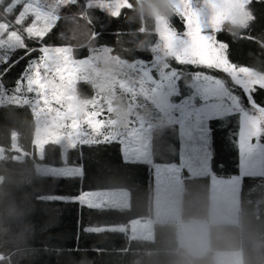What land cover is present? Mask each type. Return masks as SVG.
<instances>
[{"label":"trees","instance_id":"trees-1","mask_svg":"<svg viewBox=\"0 0 264 264\" xmlns=\"http://www.w3.org/2000/svg\"><path fill=\"white\" fill-rule=\"evenodd\" d=\"M112 1H59L57 19L44 31L43 42L24 37L31 55L21 48L9 53L7 63L0 61V85L14 86L44 46L68 45L78 58L106 47L122 59L151 61L152 46L158 40L153 8L172 30L185 28L183 14L169 0H128L118 11ZM246 10L254 14V21L225 20L214 33L227 42L233 64L264 72V2H253ZM20 57L23 59L17 62ZM169 60L178 73L180 93L175 96L186 95L194 75L205 72L222 79L239 95L243 106H249L248 97L230 75L178 64L174 57ZM78 93L90 96V82L79 81ZM251 99L264 106V90L258 89ZM239 128L237 109L207 119L208 162L213 173L240 175ZM35 130V114L29 103H0V264H216V251L238 249L242 264H264V124L260 134L262 171L240 175L237 220L209 224L208 247L199 252L179 243L178 226L170 220L155 221L150 237L129 235L130 220L151 214V167L144 160L125 159L119 140L83 142L65 149L58 141L47 140L38 154ZM13 133L16 147H12ZM179 156L178 125L155 127L152 161L178 162ZM37 164L79 166L81 170L71 176L44 173ZM184 173L180 216L182 220L207 219L209 174ZM117 187L128 190V205H95L79 198L85 190Z\"/></svg>","mask_w":264,"mask_h":264},{"label":"rangeland","instance_id":"rangeland-1","mask_svg":"<svg viewBox=\"0 0 264 264\" xmlns=\"http://www.w3.org/2000/svg\"><path fill=\"white\" fill-rule=\"evenodd\" d=\"M59 1L61 0H0V34H3V39L7 40L14 33L23 38L29 36L30 33L25 29L32 27L33 24L44 33L57 19L55 7ZM169 1L183 14L184 21L186 13L198 14L204 34L215 37L211 24L215 10L210 0H202L200 3L194 0ZM112 3L113 9L118 11L129 1L113 0ZM221 7L225 9V14L215 26L217 29L225 20L242 23L248 15V11L239 4ZM22 12L24 15L20 16ZM153 14L158 40L152 46L151 61L122 59L111 54L106 47H98L89 55L78 58L73 55L72 47L68 45L44 46L42 47L44 52L58 55L68 66L75 69L72 76L67 80H61L50 68L46 71L42 66L44 61L40 52L37 57L30 60L29 68L24 70L14 86L0 85V103L13 101L27 102L31 105L36 120L34 138L38 154H41L42 146L47 140H56L65 149L83 142L117 139L130 159H151L152 130L160 124L176 123L180 139V164L178 162L154 164L153 172L150 170L152 182L150 204L157 207V212L149 219L133 220L128 233L131 237H150L156 220L167 221L177 218L180 222L177 223L180 224L178 235H182L179 243L191 252H199L207 247V241L205 244L202 240L206 237L208 239L209 225L205 230L196 229L194 222L203 224V219L182 220L180 215L176 216L174 199L178 192L179 170L182 166L191 168L192 161L208 162L210 153L207 144V119L237 109L240 113L239 145L242 150V165L246 172L247 170L261 172L263 148L260 134L264 124V107L251 103L250 97L249 106H243L239 95L222 79L205 72L194 75L190 82L191 89L186 95L175 96L180 93L177 85L178 73L170 64L169 59L174 56L166 47L168 41L165 36L171 33L178 39L187 40V29L176 32L155 8ZM18 17L24 20L23 24H16ZM9 53L5 47L0 52V61L5 60ZM34 65H41V79L48 85L47 88L41 89L27 82ZM235 66L237 69L247 68L248 71L242 73L241 77H246L245 84L248 89L254 84L264 86L263 71L244 65ZM79 81L90 82L92 85L90 96L79 95ZM253 125L259 129L256 136L250 135ZM16 144V135L13 133L12 147H16ZM2 155L3 149L0 146V156ZM37 169L44 173L69 171L76 173L81 170L79 166L49 164H37ZM236 179L234 175L221 176L213 184L225 187L226 184L232 185ZM120 190L128 193L126 188L121 187L90 189L85 190L83 195L81 193L79 198L87 203L91 200L94 203L100 200L109 201V197ZM59 197L75 198L69 195ZM223 197L225 198L224 195ZM237 208V205L229 207L227 217L233 216ZM196 237L198 239H195ZM220 257L219 254L216 256L217 264L224 263ZM234 260V263L237 262L236 258Z\"/></svg>","mask_w":264,"mask_h":264},{"label":"snow or ice","instance_id":"snow-or-ice-1","mask_svg":"<svg viewBox=\"0 0 264 264\" xmlns=\"http://www.w3.org/2000/svg\"><path fill=\"white\" fill-rule=\"evenodd\" d=\"M210 2L215 10V15L211 20V24L213 25V30L218 33L220 29H217L215 26L222 20L225 14V9L222 8L221 5L239 4L243 8L247 9V6L251 3H261L264 2V0H210ZM23 15V12L20 13V16ZM25 19H27V17H25ZM254 20V14L249 11L247 17L242 21V23L247 24ZM23 23L24 20L18 17L16 24L20 25ZM185 28L187 29V40L178 39L171 33H168L165 36V39L168 41L166 47L174 56L178 64H190L193 67L211 68L215 71L224 72L226 75H230L232 77V79L237 83V86L244 91V94L247 97L253 98L258 89L264 90V86L262 85H253L251 89H248L245 84L246 77H241L242 73H246L248 71L247 68L240 67L237 69V67L233 64L228 55L227 42L219 40L218 35L213 37L204 34L203 24L198 14H185ZM25 31L30 33V39L36 38L39 39L41 43L43 42L44 34L35 24H33L32 27L26 28ZM13 36H15V38H13ZM13 36H9L7 40H4L3 34H0V52H2L5 47L12 53L23 48L27 55H31V52H27L28 46L24 42V38L20 37L18 33H14ZM40 50L42 52L41 59L44 61L42 66L46 71L50 68L51 71L61 80H67L72 76L75 69L68 66L66 61L61 60V58L56 54L44 52L43 48ZM21 59H23V57L18 58L17 62ZM7 62L8 59H5L4 63ZM13 66H15V64H13ZM40 67L41 65L33 66L31 69V77L35 78L33 79L30 77L27 82L30 85H35L38 88L44 89L47 88L48 85L41 79ZM25 68L28 69L29 66L26 65ZM8 71H10V69ZM6 74L7 71L5 72V75ZM21 75H23V73ZM251 103L255 104L254 99H251ZM73 126L77 127V125ZM258 131V127L253 125L250 135L256 136ZM67 174L71 176V171ZM88 206L91 207L92 205L89 204Z\"/></svg>","mask_w":264,"mask_h":264},{"label":"crops","instance_id":"crops-1","mask_svg":"<svg viewBox=\"0 0 264 264\" xmlns=\"http://www.w3.org/2000/svg\"><path fill=\"white\" fill-rule=\"evenodd\" d=\"M239 148H240V145H239ZM121 150H122V155L125 159L132 160L128 157V154L126 153V150L122 147V144H121ZM241 154H242V150L240 148V175H242L244 173H257V172H252L250 170H247V172H246L245 167L242 165ZM139 160H144V161L148 162L150 164L151 170L153 172V166L156 163L155 161H152V159H149V158L148 159L140 158ZM157 163H159V162H157ZM178 163L180 164V160L178 161ZM192 163H193V166H191V168H186V167L182 166V168L179 170V173L177 175V181L179 183V186H178L177 196L174 199V204H175L174 208H175L176 216L180 215L181 190H182L181 186H182L183 179H184V174H185L184 172H187L189 175H194V176L206 173V174H209L208 218L203 219V222H202L203 224H201L200 222H198V223L194 222L196 224V229L205 230L207 228V225H209L211 223H226V222L236 221L237 217H238V208H237V211L236 210L234 211L233 216L227 217V214L229 212L228 211L229 207L232 208V207H235L236 205L238 206V188L240 185V175H236L237 179L233 182L232 185L226 184L225 187H221V186L217 187L213 183L217 182V180L221 176L213 173V171L210 169L209 162L202 163L199 161H192ZM226 177H228V176H226ZM83 192L84 191L81 192L82 195H83ZM223 195L225 196V198L223 197ZM83 197H85V196H83ZM89 202L92 204H95V205L110 204V205L126 206V205H128V202H129V193H126V192L120 190V192H116L115 195H113V196L111 195L109 197V201H104V200L101 201L100 200L99 202L94 203L91 200ZM230 202H231L232 206H230ZM155 212H157V207H155V205L152 204L151 214L149 216H146L144 218H135V219H132L128 222V224H127L128 231L130 230L131 222L133 220L149 219L150 216H155ZM156 221H158V220H156ZM170 221H174L176 224L180 223L177 221V218H172V219H170ZM178 225H180V224H178ZM125 226L126 225H122L121 227L125 228ZM181 236L182 235H178V240L180 238H182ZM195 239H198V238L196 237ZM205 242L207 243V247H208L207 237L202 240V243H205ZM203 248H205V246ZM218 254L221 255L220 258H222V260L224 262L223 264H242V262H241L242 256H241V251L239 249L238 250H224V251L219 250V251H216L215 257L218 256ZM235 258H236L237 262L234 263Z\"/></svg>","mask_w":264,"mask_h":264},{"label":"clouds","instance_id":"clouds-1","mask_svg":"<svg viewBox=\"0 0 264 264\" xmlns=\"http://www.w3.org/2000/svg\"><path fill=\"white\" fill-rule=\"evenodd\" d=\"M161 7H162V8L164 7L163 3H161Z\"/></svg>","mask_w":264,"mask_h":264}]
</instances>
